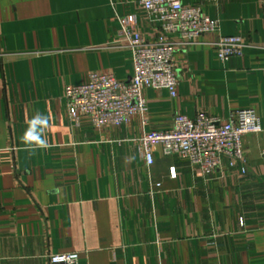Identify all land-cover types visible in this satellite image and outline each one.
Here are the masks:
<instances>
[{"label":"crops","instance_id":"0c3cea01","mask_svg":"<svg viewBox=\"0 0 264 264\" xmlns=\"http://www.w3.org/2000/svg\"><path fill=\"white\" fill-rule=\"evenodd\" d=\"M219 21L217 33L175 35L177 95L144 91L146 121L96 129L73 121L65 88L91 71L130 79L120 19L154 40L161 26L135 0H0V264H264V0H182ZM239 34L243 55L224 61L210 43ZM253 109L261 131L243 136L240 166L209 175L159 148L151 164L135 139L171 127L176 114L227 119ZM47 117V148L22 136Z\"/></svg>","mask_w":264,"mask_h":264},{"label":"built area","instance_id":"2783aa9c","mask_svg":"<svg viewBox=\"0 0 264 264\" xmlns=\"http://www.w3.org/2000/svg\"><path fill=\"white\" fill-rule=\"evenodd\" d=\"M135 1L161 26L162 34L146 40L133 21L120 19L122 35L118 43L128 49L133 73L130 79L119 80L111 71H91L85 83L68 85L64 97L73 121L88 116L91 125L100 130L126 125L136 115L145 122L146 89H164L170 97L177 95L175 46L168 37L175 35L182 42L194 43L219 30V21L207 16L200 4H184L182 0ZM210 45L221 61L242 56L248 46L239 34L219 36ZM259 131V118L253 109L234 111L227 119L204 112L194 118L178 113L169 129L144 132L135 142L147 164L152 163L159 148L163 155H178L205 175L222 166H240V173L245 174L243 136ZM78 260L77 252L47 255V264H78Z\"/></svg>","mask_w":264,"mask_h":264},{"label":"clouds","instance_id":"9594fccd","mask_svg":"<svg viewBox=\"0 0 264 264\" xmlns=\"http://www.w3.org/2000/svg\"><path fill=\"white\" fill-rule=\"evenodd\" d=\"M47 127V117L37 112L27 123V127L22 136L25 149L30 153L38 148H47L48 141L44 137V128Z\"/></svg>","mask_w":264,"mask_h":264}]
</instances>
